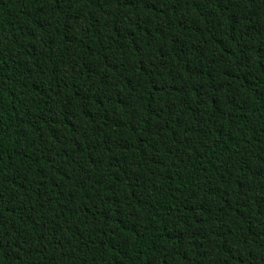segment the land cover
Wrapping results in <instances>:
<instances>
[{
  "label": "trees",
  "instance_id": "1",
  "mask_svg": "<svg viewBox=\"0 0 264 264\" xmlns=\"http://www.w3.org/2000/svg\"><path fill=\"white\" fill-rule=\"evenodd\" d=\"M0 264H264V0H0Z\"/></svg>",
  "mask_w": 264,
  "mask_h": 264
}]
</instances>
